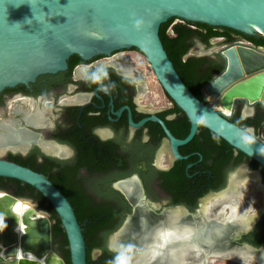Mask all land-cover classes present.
<instances>
[{
  "label": "flooded vegetation",
  "instance_id": "obj_1",
  "mask_svg": "<svg viewBox=\"0 0 264 264\" xmlns=\"http://www.w3.org/2000/svg\"><path fill=\"white\" fill-rule=\"evenodd\" d=\"M212 26L223 33H210L207 42L191 37L187 57L195 55L190 51L198 44L195 56L222 62L220 55H198L199 49L214 53L235 42L249 41L246 33ZM168 31L173 33V28ZM113 38L97 43L78 36L72 43L79 48L73 51L53 38L42 42L44 56L36 53L28 61L16 59L23 66L15 64L7 73L16 81L0 88V137L6 138L0 139V158L44 171L62 192H80L83 203L95 206L104 221L96 238L103 240L107 250L109 236L111 242L118 239L114 247L125 243L133 264H171L172 251L187 264H216L229 256L238 261L247 244L264 247V207L257 210L258 215L248 207L253 205V190L244 204L225 201L231 196L225 191L230 173L247 164L250 170H259L264 185V167L253 169L250 160L238 163V151L231 156L229 146L202 125L196 133L198 139L178 145L176 155L173 139L154 117L164 120L175 138L183 139L185 129L168 120L185 111L177 108L161 85L163 95L172 101L165 105V97L149 88L145 64H135V58H130L132 62L127 57L132 50L143 52L121 46ZM102 49H110L111 54ZM66 51L70 52L64 57ZM244 107L245 103L239 102L235 112L242 115ZM254 108L264 109L260 104ZM251 177L257 181L255 175ZM5 185L1 182L0 188ZM26 196L37 201L28 193ZM249 223L252 227L245 232ZM204 224L206 233L197 234ZM223 225H227L225 229ZM164 234L169 242L162 240ZM178 234L183 240L179 241ZM198 237H205L204 242L196 244L193 240ZM156 248L160 251L157 255L145 257ZM102 253L103 246L92 250L97 260ZM110 253L112 259L114 253ZM257 257L254 260L261 262L263 255Z\"/></svg>",
  "mask_w": 264,
  "mask_h": 264
},
{
  "label": "water",
  "instance_id": "obj_2",
  "mask_svg": "<svg viewBox=\"0 0 264 264\" xmlns=\"http://www.w3.org/2000/svg\"><path fill=\"white\" fill-rule=\"evenodd\" d=\"M152 8L163 12L154 16ZM171 17L179 22L200 21L250 35H264V0H0V73H4L0 75V88L16 81L9 79L7 73L15 64L19 68L23 66L22 62L17 63V58L28 61L36 53L44 56L43 41L59 38L73 51L79 48L72 43L78 36L97 43L107 42L113 36L121 46H134L143 52L165 91L188 115L191 129L183 139L175 138L164 120L154 117L173 139L176 155L177 146L191 141L202 125L264 167V154H261L264 153V122L255 135L253 126H240L230 120L241 101L245 108L251 107L249 114L242 109L244 117L255 114L256 104L264 108V46L235 42L214 53L200 52L198 55H220L225 62L224 69L203 88L207 100H201L181 78L160 38L161 23ZM252 25H258L262 32ZM102 52L111 54L110 49ZM222 106L230 112H225ZM243 165L247 167L245 172L249 170L248 175H255L264 186L259 170ZM0 175L20 179L40 190L62 220L72 264H89L82 225L58 186L43 173L4 158H0ZM25 199L0 189V223L5 221L7 225L0 231V264H66L53 243L50 214L42 213L37 206L19 211L17 205ZM251 227L252 223L245 232ZM244 250L253 257L259 251L264 253V247L250 244ZM260 259L264 263V258Z\"/></svg>",
  "mask_w": 264,
  "mask_h": 264
},
{
  "label": "trees",
  "instance_id": "obj_3",
  "mask_svg": "<svg viewBox=\"0 0 264 264\" xmlns=\"http://www.w3.org/2000/svg\"><path fill=\"white\" fill-rule=\"evenodd\" d=\"M175 21L176 18L171 17L161 23L159 30L160 38L165 50L167 51L170 59L172 60L183 81L201 100H204L202 94L203 86L207 84L217 73L221 72L224 69L225 62H218L217 60H213L205 56L192 55L187 57L186 54L192 45V41L190 38L196 36L199 37L202 41L207 42L210 33H216L220 35L223 32L214 29V26L208 23L200 21ZM169 27L173 28V33H169ZM226 28L229 29L228 27ZM233 30L239 33H243L236 29ZM245 36L255 45L264 46L263 34H245ZM219 57L221 58V56ZM175 104L180 110L179 105L176 102ZM183 113L184 114L181 117L173 120H168V122H175L177 123V125L183 127L186 132L182 136H186L190 131L191 121L188 115L185 114V112ZM230 120L240 126H253L255 128V135H258V130L264 122V109L259 108L253 116H249L247 118H243L241 112L236 111L233 113ZM212 133L215 137H218L222 142L226 143L229 146L232 156L233 151L237 149L215 132ZM198 137L199 134H196L194 136V140H197ZM237 151V160L239 161L238 163L250 160L252 161L253 167L259 166V163L256 160L250 158L241 150ZM34 170L45 174V172L42 170ZM4 181L6 185L3 187V189H10L11 192L19 196H26L27 193L30 194L33 198L37 199L40 205L50 214V218L53 221V243L55 247L60 251L66 264H72L68 236L62 224V220L52 203L44 196V194L40 190L25 181L0 175V183ZM8 182L12 183V185H9ZM70 191L71 192L64 190L63 193L67 197H69L70 200H72L71 204L74 207L79 223L82 225L83 235L86 243L87 262L89 264H108L111 260V253L108 252V250L104 247L103 240H98L96 238L97 229L104 226V221L100 218L101 213H99L97 208L92 204L83 203V197L80 192L73 193L72 190ZM101 246H103V253L98 259L99 263H97L98 260L94 259L92 256V250L96 247Z\"/></svg>",
  "mask_w": 264,
  "mask_h": 264
},
{
  "label": "rangeland",
  "instance_id": "obj_4",
  "mask_svg": "<svg viewBox=\"0 0 264 264\" xmlns=\"http://www.w3.org/2000/svg\"><path fill=\"white\" fill-rule=\"evenodd\" d=\"M175 22H179V20L176 19ZM197 46H198V44H196L194 46V48L190 51L191 54H195V55L197 54V52L195 51L196 48H197ZM148 79L151 82V85H150L149 88L151 90H155L156 91L155 93H160L162 97H165L163 95V91H162L163 89H162L161 84L158 83L156 81V79L153 78V75L152 74L149 75ZM148 95H149V97L152 96L150 93ZM161 96H159V94H158L156 96V98L157 99H160ZM165 100L167 101L169 99L165 97ZM165 100L163 99L160 102V104H163ZM149 102H151V104H150L151 107H154L156 105V103L152 99V97L150 98V101ZM239 169H240V167H239ZM253 169H257V168H254L253 167ZM244 178H248L249 179V180H247V182L245 184V186L248 187V190H247V193L245 194L244 190L242 189V191H241L242 193H241L240 196L237 197L238 198L237 201H238L239 204H244V201L245 200H248L247 199V196L248 195H251L252 194V191L251 190H253V194H252L253 197L251 198V201L253 202V205H254V209H253V213H254V212H256V210H259L260 208H263L264 207V191H263V187L262 186H259V187L257 186V181L255 180V178H252V177L249 178L248 176H245ZM254 184H255V186H254ZM254 187L256 189H254ZM0 189L3 190V191H10V190H6V189H3V188H0ZM25 197H26L25 201L28 202L29 205H31V206H37L38 208H40L43 211L42 213H44V214L48 213L36 200H30V199H27V196H25ZM207 197H209V195H207ZM207 197H206V199H207ZM209 199H210V197H209ZM146 256L148 258L151 257L150 254L145 255V257ZM238 257H239L238 261H237V259L235 260V256L234 257L233 256H229V258H227V259L220 258V260H217L214 263H216V264L217 263L218 264H264V263H261L258 260H254V258H252L250 256H243V255L241 256L240 255Z\"/></svg>",
  "mask_w": 264,
  "mask_h": 264
},
{
  "label": "bare ground",
  "instance_id": "obj_5",
  "mask_svg": "<svg viewBox=\"0 0 264 264\" xmlns=\"http://www.w3.org/2000/svg\"><path fill=\"white\" fill-rule=\"evenodd\" d=\"M151 12H152V14L154 15V16H158V15H160V14H162V10H160V9H156V8H152L151 9ZM254 28H256V30H258L259 32H262V29L258 26V25H252ZM247 27V26H246ZM247 28H250V27H247ZM200 50V52H204L203 51V49L201 48V49H199ZM222 109L225 111V112H227V113H229L230 112V110L228 109V108H226V107H224V106H222ZM244 113L245 114H249V113H251V107H249V108H245L244 107ZM24 138H28V136L27 135H25L24 136ZM0 139L2 140H4V141H6V138H1L0 137ZM27 141V140H26ZM244 172V173H243ZM245 176H247V174H246V172H245V168H243V169H241V172L239 171L237 174H233L232 175V177H231V179H230V182H229V187L227 188V189H225V191L226 192H229V195H231V196H229V198H225V201H229V200H231V199H233V200H237L238 198V193L240 192L241 193V191H242V189H244V187H245V184H246V182H247V179L246 178H244ZM251 176H253V175H251ZM133 184V183H132ZM132 184H130V186H129V188L131 189V185ZM257 185L258 186H261L260 185V183H259V181L257 180ZM218 198H220V196H218ZM209 201L210 202H212V200L211 199H209ZM229 202H231V201H229ZM228 202V203H229ZM227 203V204H228ZM206 204H209V202L208 203H206ZM31 205H29V203L28 202H26L25 200H21L19 203H18V205H17V209L19 210V211H23L24 209H26V208H28V207H30ZM228 222H225V224H227ZM248 222H246V224H247ZM242 224V223H241ZM250 224V223H249ZM247 225L245 228H248L250 225ZM174 225V224H173ZM205 225L206 224H204L202 227H200V230H198V232H197V234H200V232L202 233H206L205 232ZM215 225V224H214ZM214 225H213V227H214ZM243 225V224H242ZM209 226H210V224H209ZM226 226L227 225H223V229H225L226 228ZM221 228V229H222ZM179 230H181V228L179 227L178 228ZM199 229V228H198ZM210 229V228H209ZM203 230V231H202ZM174 231L173 230H171V231H169L168 233L171 235L172 233H173ZM209 232V231H208ZM214 234V233H213ZM218 234H219V232H218ZM207 235V234H206ZM155 236H157V235H154V238H155ZM165 237H167V236H165V234H164V237H163V241L165 240V242H169L168 241V239H166ZM178 239H180L179 241H181V240H183V235H179L178 234ZM170 238L171 239H173L172 238V236H170ZM187 238H191V233H187ZM212 238V237H211ZM204 240H205V237H198V240H196V239H194L193 241L196 243V244H201V242H204ZM156 242V241H155ZM118 239L116 238V237H114L113 238V241H112V244L114 245V246H117L118 244ZM158 248V247H157ZM155 249L154 251H152V252H150V251H147L150 255H151V257L152 256H154V255H157L158 253L157 252H160L158 249ZM173 252V251H172ZM243 255H245V256H250V257H253L252 255H250V252L249 251H246V250H244V251H240ZM154 253V254H153ZM260 254H262L263 255V257H264V253L262 252V251H259L258 252V254H256V255H254V257L256 258L257 256H260ZM177 255V254H176ZM178 256V255H177ZM253 257V258H254ZM155 258V257H154ZM181 258V257H180ZM258 258V257H257Z\"/></svg>",
  "mask_w": 264,
  "mask_h": 264
},
{
  "label": "clouds",
  "instance_id": "obj_6",
  "mask_svg": "<svg viewBox=\"0 0 264 264\" xmlns=\"http://www.w3.org/2000/svg\"><path fill=\"white\" fill-rule=\"evenodd\" d=\"M136 23H137V25H139L140 21H137ZM261 154H264V153H261ZM241 167H244L245 169H247L246 165H243ZM238 170L239 169H237L236 171H238ZM248 171L246 173L247 175H248ZM230 174H232V173H230ZM248 177L250 178L249 175H248ZM243 190L246 194L248 187L245 186ZM248 207L254 208V205L249 204ZM256 214L258 215L257 210H256ZM6 227H7V225H6L5 221L0 223V231H3ZM107 247H108V250L110 252L114 253L109 264H133L132 256L126 251V249L128 247L127 245H123L122 247H114L112 242H111V236H109ZM169 256H170L171 264H187V262L185 260H182L179 256H177L175 252H171L169 254Z\"/></svg>",
  "mask_w": 264,
  "mask_h": 264
},
{
  "label": "built area",
  "instance_id": "obj_7",
  "mask_svg": "<svg viewBox=\"0 0 264 264\" xmlns=\"http://www.w3.org/2000/svg\"><path fill=\"white\" fill-rule=\"evenodd\" d=\"M241 42L251 44L249 41H241ZM127 57L130 61H132L130 58H135V62H134L135 64H137L139 62H141L142 64H145L144 71L146 72V75H148V77H149V75L152 74L153 78L157 79L155 72H154L153 68L151 67V64L149 63V61L147 60L146 56L143 53H141L138 50H132L129 52ZM165 103H166L165 105H168V103L172 104V101L167 100V101H165Z\"/></svg>",
  "mask_w": 264,
  "mask_h": 264
}]
</instances>
